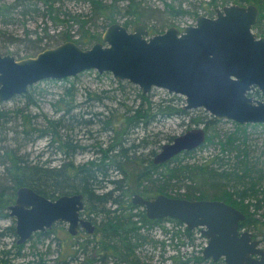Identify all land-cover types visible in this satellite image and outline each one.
<instances>
[{"label":"trees","instance_id":"obj_1","mask_svg":"<svg viewBox=\"0 0 264 264\" xmlns=\"http://www.w3.org/2000/svg\"><path fill=\"white\" fill-rule=\"evenodd\" d=\"M39 1H42L45 6L43 13L36 6ZM60 1L0 0V23H6L15 9L23 10V16L31 14L41 16L43 19L48 17L55 27L67 28L69 23H77L79 27H84L88 21L99 19L105 23L112 20L111 13L117 9L118 0H111L109 3L103 0H88L90 13H77L76 16L60 11L62 7L56 5L60 4ZM162 3L164 12L167 15L170 14L172 18L197 13V7L191 0H163ZM204 3L208 8H213L215 5L223 6L226 3L241 6L254 4L258 8V17L253 31L258 36H264V0H200V6L203 7ZM184 4H187L189 8H184ZM30 6L35 7L26 11L25 9ZM144 10V6L136 0H128L124 7L125 15L134 18L133 22L143 17ZM214 11L211 9L210 14ZM85 17L86 19H83ZM126 25L128 26L127 22ZM44 31L47 29L44 28ZM85 33H79L77 38L72 39L76 34H71L69 30L62 28L56 35L61 42L72 39L83 49L86 48L83 47L84 45L90 47L100 40V35L98 39L96 34L89 33L88 30ZM38 44L39 41L33 45L32 49L39 51ZM64 80L69 78L66 77ZM116 85L120 93L127 95L123 99L129 100V103L120 102L121 105L124 104L120 117L112 116L111 107L106 115H103V111L72 115L66 110L60 117L54 119L41 116L44 118V126L38 127L34 124L38 118L37 114L32 116L28 110L29 105L33 103L31 90L34 84L25 92L13 96V99L10 98L26 100L23 107L14 110L0 108V218L9 217L7 206L13 202L15 192L22 186H28L51 199L64 194H82L84 208L80 215H85L84 217L92 222L93 234L86 233V236L82 238L84 240L80 242L78 234H70L59 223L44 232L33 234L38 238H46L59 230L61 226L63 241L67 243V237L73 241L68 240L69 244L64 249L65 257L69 256L72 262L63 260L64 262L60 264H92V262L95 264L109 262L141 264L137 252L140 246L146 242H159V240L148 238L144 233L145 226L161 227L164 234L171 232V239H176V242L180 240L181 235L192 240L196 233H199L200 228L188 229L180 220L173 217H147L144 209L131 201L133 192L145 198H152L162 193L192 200H222L243 212L244 219L240 221L239 228L252 230L250 232L253 238L260 236L259 240L264 241V148L253 144L246 133L248 125L260 124L234 123L233 131H219L217 128L220 120L202 109L195 111L185 109L181 99L175 94L167 93L171 96L153 100L151 93L141 92L137 86L128 81L116 80ZM69 90V87L65 88V91ZM127 90H131L134 97H130ZM102 94L94 93L93 96L95 95L94 98L100 102L103 98ZM250 94L256 97L263 96L258 90ZM2 106L3 102L0 101V107ZM87 113L90 115L85 117ZM17 117L20 119L19 123H16ZM172 117L186 119L185 127L188 128L190 124L203 125L206 134L205 142L197 148L183 150L163 163L154 164L153 156L163 143L160 144L162 138H158V132H154L149 126ZM96 122L101 125V130L104 132L115 134L110 137L106 146H103V141H97L93 155L81 163H75L74 154L78 150H83L84 147L71 134V131L76 126L87 128ZM18 126L21 127L20 130H17ZM27 126H30V130L26 129ZM11 131L13 134H21L23 142L27 143L32 142L35 137H47L48 145L55 144V152L62 155L61 162L50 165L45 160L29 159L25 152L18 153L17 148L6 143ZM133 134L135 135L132 136ZM172 138L173 136H168L169 141ZM10 139L13 138L10 137ZM209 143L217 147V153L210 154L209 158L206 157L203 160H190L198 149L208 146ZM255 152L258 153L255 154ZM132 164L135 167L142 165L145 169H139L133 174L135 170L130 169ZM132 178H134L135 187L131 185ZM181 185L185 187L184 192L167 193L172 187ZM165 222H170L173 230L165 228ZM95 233H98L100 237L96 239ZM9 235L15 237L13 223L0 229V237ZM23 245L24 243L17 244L14 241L13 247H16V250L13 254L19 255ZM5 246L6 243L3 242L0 249V261L3 262H6L3 257H8L7 253H12ZM171 259V264H177V262L188 264L189 262L188 258L182 259L178 252L171 255ZM9 261L11 262L10 258L8 264H11ZM195 262L225 264L222 259L213 261L210 258H204L201 250L195 256ZM38 264L43 263L41 261Z\"/></svg>","mask_w":264,"mask_h":264},{"label":"water","instance_id":"obj_2","mask_svg":"<svg viewBox=\"0 0 264 264\" xmlns=\"http://www.w3.org/2000/svg\"><path fill=\"white\" fill-rule=\"evenodd\" d=\"M215 12L214 17L199 14L193 25L181 30L170 26L150 36L143 24L128 31L111 23L101 40L85 49L67 40L30 57L15 59L0 53V101L43 79L96 70L135 84L143 93L157 87L183 95L185 109L203 108L218 120L264 124V101L249 94L256 89L264 93V36L253 31L258 8L252 3H230L216 7ZM205 138L203 126L186 129L163 143L152 161L163 163L183 150L199 147ZM131 201L149 218L173 217L188 229L200 227L207 239L204 258H222L225 264H264V248L250 231L239 228L244 214L233 205L162 193L152 198L133 194ZM83 207L82 194L51 199L22 186L8 209L21 243L57 221L66 223L71 234L79 225L93 232L92 222L80 216Z\"/></svg>","mask_w":264,"mask_h":264},{"label":"rangeland","instance_id":"obj_3","mask_svg":"<svg viewBox=\"0 0 264 264\" xmlns=\"http://www.w3.org/2000/svg\"><path fill=\"white\" fill-rule=\"evenodd\" d=\"M11 2L12 0H5ZM107 3L111 2V0H103ZM140 2L141 6H144L145 10L143 11V17L139 18L138 21L133 22L132 17L125 15L124 7L128 3V0H118L116 5L117 9L112 11L111 21L103 22L102 20L96 21H88L84 27H79L77 23H69V26L66 28L65 26L55 27L51 20L48 17L43 19L41 16H32L31 14H27L28 16H23L22 11L20 9H15L8 18L6 23H0V52L3 54H10L15 57V59L23 58L24 56H33L37 52L58 45L61 41L59 40V36L56 35L60 30L67 29L71 34H76L72 39L78 37L79 33L86 34L85 32L88 30L89 33H94L96 36L100 37L106 26L111 23H118L120 25H124L127 27L129 31H133L134 27L138 24H143L145 26V30L147 31V35H152L153 33L163 32L166 28L170 26H174L177 29L181 30L182 27L188 24H193L195 22L196 16L198 14H204L208 17L215 15V8L221 7V5H215L213 8H208L207 4L204 3L203 7L200 6V0H191L193 4L197 7V13L194 14H184L178 17L172 18L171 15H167L164 12L163 0H136ZM60 4H56L60 6V11H66V13H70L73 16H76L77 13L87 14L90 13V6L88 0H61ZM36 5L39 8L41 13L44 12L45 6L42 1L37 2ZM229 4V3H226ZM54 5L55 8L59 10V8ZM30 6L26 8V11L31 10ZM184 8H189L187 4L183 5ZM211 9H213L214 13L210 14ZM117 10V11H116ZM145 12V13H144ZM147 12V13H146ZM150 12V13H149ZM84 17V16H83ZM3 18V17H1ZM63 18V17H62ZM5 19V18H4ZM83 19H86L83 18ZM126 22L128 26L126 25ZM71 24V25H70ZM62 27V28H61ZM44 28L47 31H44ZM98 37V39H99ZM69 39V40H72ZM98 40V41H100ZM39 41V51L33 50L32 47ZM73 41V40H72ZM96 41V42H98ZM62 43V42H61ZM60 43V44H61ZM89 45V44H88ZM84 48H88L87 46H83ZM41 49V50H40ZM76 76V77H75ZM69 80L62 79H43L34 84L31 90V98L33 103L29 105V112L32 116L38 117L36 123H34L38 127H43L44 118L41 116H45L49 119H54L60 117L66 110L70 111V114L76 115L79 113L89 112V111H103V115L107 114V111L113 110L112 116L120 117L123 112L122 107L124 106L120 104L121 101H125L124 103H129V100H124L123 98L127 96L126 94L120 93L118 88L116 87V79L109 72H103L98 74L96 70H86L82 71L72 77H68ZM126 81V80H125ZM73 82V83H72ZM130 83V82H129ZM132 84V83H130ZM136 86L135 84H133ZM69 87V91H65V88ZM138 87V86H137ZM104 90V91H102ZM129 90V89H128ZM130 93V97H134L132 91H128ZM106 91V92H105ZM102 94L103 98L99 102V100L95 99L93 94ZM152 94L153 100H159L160 98L168 97L173 95L167 94L165 89L153 87L149 91ZM176 95V94H175ZM263 96H254L262 101H264V93ZM115 96L117 98H115ZM181 99V102L185 103V98L183 95H176ZM14 98V97H13ZM12 98V99H13ZM9 99L7 101H2L3 106L0 107L6 110H14L18 107H23L26 103L24 99ZM180 101V100H179ZM111 107V109H110ZM203 108H195L191 109L193 111ZM199 110V111H202ZM206 111V110H205ZM118 112V113H117ZM207 112V111H206ZM208 113V112H207ZM209 114V113H208ZM90 114H85L89 116ZM195 115V114H192ZM34 120V119H33ZM20 119L17 117L16 123H19ZM186 119L172 117L165 118V120H160L157 123H153L149 126V128L158 132V138H162L160 144L169 141L168 136H176L183 131L193 126L194 124H190L189 128L185 127ZM13 123V124H16ZM232 120L229 119H221L219 127L217 130L219 131H233L234 124ZM33 124V125H34ZM253 124V123H249ZM101 125L96 122L89 127H79L76 126L72 131L76 139L81 143L84 147L83 150H78L73 156V161L75 163H81L93 155V150H95V144L97 141H103V146H106L110 137H113L115 133L104 132L101 130ZM203 126V125H202ZM17 130H20L21 127H17ZM28 130H30V126H27ZM249 136V140L256 144L260 148H264V124L252 126H247V132ZM142 134V133H141ZM140 134V135H141ZM133 134L132 136H134ZM13 139H10V137ZM9 139H7V144L17 148L18 153L23 154L24 152L28 155L31 160H41L47 161L50 165H57L61 162V156L59 153H56L55 144L48 145L47 137H35L32 142H23V138L21 134L15 133L12 131L8 135ZM16 138V139H14ZM208 146L198 149L193 158H190L191 161L194 160H203L206 157L209 158L210 154H215L218 152L217 147L215 145L209 143ZM94 146V147H93ZM159 147L157 148V150ZM148 150V149H147ZM146 152V150H144ZM259 152V149L257 150ZM258 152H255L258 153ZM144 166L139 165L138 167L130 166V169H134L135 174L139 169H143ZM145 169V168H144ZM1 172V167H0ZM131 185L135 187L134 178H132ZM172 186V185H170ZM185 187L182 185L179 187H172L167 193L174 194L175 191L184 192ZM172 192V193H171ZM133 194H136L133 192ZM169 196V194H166ZM174 197V196H170ZM230 204V203H228ZM232 205V204H230ZM235 207V206H234ZM237 208V207H236ZM85 216V215H84ZM12 222V218H1L0 219V229L9 225ZM165 228L168 230H173L172 224L170 222H165ZM149 227V228H147ZM59 230L55 233H51L46 238H38L37 236H33L30 240L24 243L23 248L21 249V253L19 255H14L16 247H13V242L15 241V237L12 235L6 237H0V249L2 247V243H6V248L10 249L12 253H7L8 257H3L6 262L0 261V264H8V260L10 258L11 264H38L42 261L43 264H60L62 262L68 261L72 262L71 258L65 257L64 249L66 245L69 244L71 240L67 237L65 243L61 236L62 228L59 226ZM63 229H65L63 227ZM197 230L199 228H196ZM243 230H249L246 228H242ZM94 231V230H93ZM87 232L80 231L78 233V238L81 241L84 236H86ZM144 233L148 236L150 240H159L158 243L146 242L137 250L140 258L141 264H171L172 259L171 255L175 253H179L182 259H189L188 264H210L209 262H195V256L198 254L199 250H201L206 244L207 239L200 233H196L195 238L190 240L181 235L180 240L176 242V239H171V232L164 234L162 232L161 227H150L145 226ZM88 234V233H87ZM90 234V233H89ZM93 234V232H92ZM65 236V235H64ZM97 239L100 237L98 233L94 234ZM200 236V237H199ZM88 238V237H87ZM257 239H260V236H257ZM260 246L264 248V241L259 240ZM5 256V255H3ZM1 259V258H0ZM75 264V263H73ZM92 264H95L92 262ZM107 264H114L109 262ZM178 264V262H177Z\"/></svg>","mask_w":264,"mask_h":264},{"label":"bare ground","instance_id":"obj_4","mask_svg":"<svg viewBox=\"0 0 264 264\" xmlns=\"http://www.w3.org/2000/svg\"><path fill=\"white\" fill-rule=\"evenodd\" d=\"M34 56V55H33ZM27 57H30V56H27ZM37 193V192H36ZM39 194V193H38ZM79 194V193H78ZM15 197H16V192H15V195H14V198H13V202H11L9 205H11V204H13L14 203V201H15ZM1 205V204H0ZM8 205V206H9ZM84 208V207H83ZM7 211H8V214H9V217H11L12 218V222H13V224H14V230H15V218H14V216H12V215H10V210L7 208ZM1 219V218H0ZM11 224V223H10ZM36 232H38V231H36ZM35 233V232H34ZM34 233H32L31 234V236L25 241V242H27L28 240H30L32 237H33V234ZM15 241H16V243L17 244H23L24 242H21V243H19L17 240H18V235L16 234V231H15Z\"/></svg>","mask_w":264,"mask_h":264},{"label":"flooded vegetation","instance_id":"obj_5","mask_svg":"<svg viewBox=\"0 0 264 264\" xmlns=\"http://www.w3.org/2000/svg\"><path fill=\"white\" fill-rule=\"evenodd\" d=\"M211 17H213V16H211ZM261 94H263L262 92H260ZM0 208H1V205H0ZM81 216V215H80ZM82 217H84V215H82ZM84 218H86V217H84ZM88 219V218H87ZM61 224V226H63L64 228H65V230H67L68 231V229H67V224L66 223H64V222H61V221H57V222H55L53 225H55V224ZM52 225V226H53ZM51 226V227H52ZM94 226V225H93ZM51 227L49 228V229H51ZM48 230V229H47ZM85 231V229L83 228V227H81L80 225L77 227V232L75 233V234H78L80 231ZM94 230V229H93ZM46 231V230H45ZM38 232H44V231H38ZM69 232V231H68ZM86 232V231H85ZM70 233V232H69ZM75 234H73V235H75ZM24 243H25V241H24Z\"/></svg>","mask_w":264,"mask_h":264}]
</instances>
